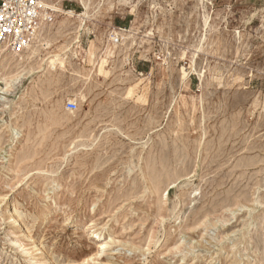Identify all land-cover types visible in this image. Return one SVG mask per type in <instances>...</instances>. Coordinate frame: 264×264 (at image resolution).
Wrapping results in <instances>:
<instances>
[{
    "label": "rangeland",
    "instance_id": "374dc122",
    "mask_svg": "<svg viewBox=\"0 0 264 264\" xmlns=\"http://www.w3.org/2000/svg\"><path fill=\"white\" fill-rule=\"evenodd\" d=\"M45 1L8 50L0 264H264V0Z\"/></svg>",
    "mask_w": 264,
    "mask_h": 264
},
{
    "label": "built area",
    "instance_id": "2783aa9c",
    "mask_svg": "<svg viewBox=\"0 0 264 264\" xmlns=\"http://www.w3.org/2000/svg\"><path fill=\"white\" fill-rule=\"evenodd\" d=\"M56 13L43 0H0V58L4 51L20 52L30 46ZM69 110L77 109L69 103Z\"/></svg>",
    "mask_w": 264,
    "mask_h": 264
},
{
    "label": "bare ground",
    "instance_id": "6f19581e",
    "mask_svg": "<svg viewBox=\"0 0 264 264\" xmlns=\"http://www.w3.org/2000/svg\"><path fill=\"white\" fill-rule=\"evenodd\" d=\"M44 1V3H45V5L48 7V8H51V6H48L47 5V3H46V1L45 0H43ZM86 7V10H87V6H85ZM56 16V15H55ZM85 26V25H84ZM40 33H38V35H39ZM123 35L125 36V34L123 33ZM118 36V35H117ZM119 37V36H118ZM117 38H113L112 40V43H108V45L106 46V49H105V55H106V59L107 58H109L110 56H112L113 54H114V51H115V49L118 47L117 45H118V42H117V40H116ZM125 41V40H124ZM29 47V46H28ZM12 53V52H11ZM18 55V54H17ZM11 56V54H9L8 53V50H6V51H4V53L2 54V56H1V58H0V103L1 104H5V102H6V95H7V92H8V90H9V88H10V82H8V80H6V74H5V71H6V68H7V66H6V62H7V60H8V58ZM60 56L58 55L57 57H56V59H54L53 61H52V63L51 64H55V63H57V62H60L61 61V59L59 58ZM3 84H5L4 86H1V85H3ZM4 104H3V106H4ZM1 111V110H0ZM15 136H17V137H21V135H20V132L17 130V129H15ZM243 238V237H242Z\"/></svg>",
    "mask_w": 264,
    "mask_h": 264
}]
</instances>
